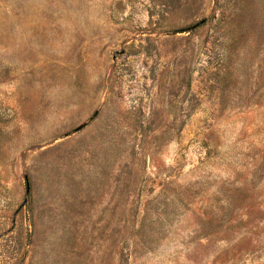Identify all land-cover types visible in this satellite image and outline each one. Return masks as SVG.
<instances>
[{
    "label": "rangeland",
    "instance_id": "obj_1",
    "mask_svg": "<svg viewBox=\"0 0 264 264\" xmlns=\"http://www.w3.org/2000/svg\"><path fill=\"white\" fill-rule=\"evenodd\" d=\"M0 264H264V0H0Z\"/></svg>",
    "mask_w": 264,
    "mask_h": 264
}]
</instances>
